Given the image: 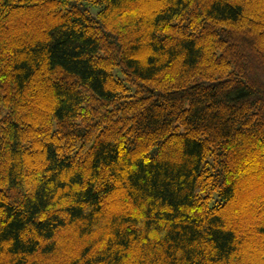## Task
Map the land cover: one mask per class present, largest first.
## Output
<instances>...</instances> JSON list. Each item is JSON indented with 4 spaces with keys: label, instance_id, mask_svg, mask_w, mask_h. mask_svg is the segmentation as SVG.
Wrapping results in <instances>:
<instances>
[{
    "label": "trees",
    "instance_id": "16d2710c",
    "mask_svg": "<svg viewBox=\"0 0 264 264\" xmlns=\"http://www.w3.org/2000/svg\"><path fill=\"white\" fill-rule=\"evenodd\" d=\"M0 264H264V0H0Z\"/></svg>",
    "mask_w": 264,
    "mask_h": 264
}]
</instances>
